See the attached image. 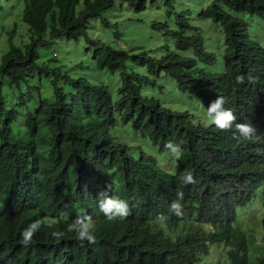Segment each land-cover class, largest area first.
I'll return each instance as SVG.
<instances>
[{
  "label": "trees",
  "instance_id": "trees-1",
  "mask_svg": "<svg viewBox=\"0 0 264 264\" xmlns=\"http://www.w3.org/2000/svg\"><path fill=\"white\" fill-rule=\"evenodd\" d=\"M6 1L22 7L28 41L21 47L10 44L0 60V192L11 182L26 181L30 188L24 212L39 225L25 245L6 232L7 213L0 212V237L4 234L10 247L31 264H264V256L256 263L250 260L244 220L264 189V123L258 126L264 111V39L259 37L262 32L249 29L247 20L231 18L243 14L264 24V0H207L210 5L195 16L220 24L219 55L212 47L205 51L208 40L192 23L194 15L185 11V0H159L170 24L152 28L163 29V36L173 41L159 56L145 51L129 56L88 39L94 69L118 79L112 94L103 82L69 79L60 67L40 63L38 51L54 40L87 38L88 23L100 19L114 0ZM117 1L142 12L157 0ZM140 69L147 73L141 75ZM158 72L205 109L223 97L224 106L245 120L233 113L237 124L255 127L253 145L235 149L239 142L227 135L218 146L209 129L189 134L170 127L169 118L159 114L157 100L146 94L155 86L149 77L156 78ZM249 92L256 98H247ZM76 114L84 124L75 123ZM90 118L98 124L89 125ZM146 120L155 121L151 132L161 140L156 144L182 148L174 176L163 172L158 177L164 192L180 204L179 215L165 206L163 217L141 228L134 239L122 241L103 231L104 215L83 210L82 199L90 197L79 195L80 185L88 183L85 190L96 193L94 198L101 193L124 197L136 191L124 176L133 183L156 182L153 161H141L113 143L118 121L134 126ZM27 171L36 174L28 176ZM176 178L183 190L179 196L190 201H177ZM77 218L90 225L92 242L77 238ZM259 245L264 251V216Z\"/></svg>",
  "mask_w": 264,
  "mask_h": 264
},
{
  "label": "clouds",
  "instance_id": "clouds-1",
  "mask_svg": "<svg viewBox=\"0 0 264 264\" xmlns=\"http://www.w3.org/2000/svg\"><path fill=\"white\" fill-rule=\"evenodd\" d=\"M209 5L210 3L207 0H204L195 15H198L201 9H205ZM185 11L189 10L185 9ZM186 14L188 15V12H186ZM194 17H196V20L199 23L207 24L210 27L209 33L205 34V37L208 40V46L204 47L205 51H209L212 47L215 54L219 55L220 51L218 50V48L222 45L223 38L220 24L213 23L210 20H199L200 18H198L197 16ZM250 17L251 16L248 17L243 14L236 15L234 13L231 16V18L242 21L243 23H245L244 20H247L246 23L249 25V29L253 30L254 27L252 26L251 22L253 20H258L261 22L262 20L256 19L255 17ZM102 21L106 22L104 20ZM256 29L259 32H262V35L264 36V26H260ZM213 34H215V40L209 37ZM169 39L172 41L171 38ZM140 52L144 51L139 50L138 52H128V55H137ZM184 55H188V52L184 53ZM139 72H141V75L147 73L145 69H140ZM236 73L237 75L241 76L242 72L239 71ZM168 78V76L159 73V76H157L156 78L149 77V80L155 82V85L161 84V90L165 88L166 84H168ZM162 79L165 80V84L161 82ZM237 79L239 80V77ZM152 86L155 87L154 85ZM176 90L178 91L177 88ZM64 91L67 93L66 100L68 103L70 100L68 89L64 87ZM69 92L73 94L72 88H69ZM178 92L180 94H184L180 91ZM146 94L149 98L152 97L157 100V108L159 110V114L161 117L169 118L170 127L180 128L189 134H194L209 129L211 130L213 140L218 144V146L220 145L222 139L227 135L231 136L234 141L239 142L236 144L235 149H242V145L245 143H251L253 145L252 140L254 132L256 131L255 127H253L250 122H247L248 124H237L234 121L235 117L233 115V113L236 112L231 108H227L224 106L223 97L217 96L215 99H213V101L209 103L208 108L205 109L199 100L191 97L189 94H184L189 96L193 104L198 103L201 107L200 109L194 105L193 109L189 110L178 108L169 109L161 105L158 98L150 95L148 90L146 91ZM247 98L256 97L251 92H249L247 94ZM198 110H201L205 113L208 123H205L204 121L196 118L195 112ZM260 111L261 117L259 119L258 126L264 123V111ZM184 115H186L187 120L193 126H188L186 124ZM239 117L242 119V121H245L241 116ZM94 119L96 118H90V120ZM117 119H119V116ZM153 122L155 121L146 120L134 126H132L131 124H125L124 126L123 123L118 121L116 132L113 134V143L125 149H129L130 153L133 156L138 157L141 161H153L158 168L156 171V182H145L140 184L133 183L128 176H124L123 179L126 180L132 188L136 189L135 192H127V195L124 197L113 193H101L94 198L96 193L85 190V186L88 183L80 185L82 190L79 195L82 197H90L89 200L82 199L83 203L86 202V204L83 205V210L91 213L92 215H104L107 219L102 221L103 231L115 236L122 241H130L134 239L136 233L141 228L146 227L152 221L157 220L159 217H163L164 214L162 211L165 206L170 207L173 210L175 209L177 211V215H179L180 204L178 202H173L172 197L168 196L164 192V183L159 181L158 177L163 172L168 173V175L171 177L174 176L177 167V160L179 155H181L182 153V148L178 144H176V146H172L171 144L167 146L164 143H159L160 145L156 144L161 140L154 138L151 132ZM89 125L96 126L90 123ZM232 157L237 159V156L234 153H232ZM134 167L138 168L139 166L134 165ZM35 174V172L27 171L28 176ZM185 179L187 180L189 178L186 177ZM29 188L30 185L26 181L22 183L11 182L0 192V212L7 213L8 218L6 232H11L14 236L21 238L22 244L25 245L30 242L33 232L39 225V221H35L32 223L33 217L27 215L24 212V205L26 203H29V199L27 196V191ZM173 190L175 191L176 199H178L177 201H190L188 196H179L181 192H183V190L179 188L178 178H176L173 182ZM73 195H76L74 191ZM73 201L75 202V200ZM90 222L93 224L92 220H90ZM73 227L76 230L78 239H86L89 242L93 241L94 236L89 231L90 225L88 223H85L84 220H82L81 218H77ZM0 264L31 263L23 258V256L19 252L13 250L10 247L8 239L3 234L0 237Z\"/></svg>",
  "mask_w": 264,
  "mask_h": 264
},
{
  "label": "rangeland",
  "instance_id": "rangeland-1",
  "mask_svg": "<svg viewBox=\"0 0 264 264\" xmlns=\"http://www.w3.org/2000/svg\"><path fill=\"white\" fill-rule=\"evenodd\" d=\"M203 1L185 0V3L182 4H184L185 9L190 11V16H195ZM21 9L22 7L14 5L13 1L1 0L0 60L10 44L21 47L28 41L27 26L21 20ZM102 20L106 21L108 25H105ZM166 21L170 24V21L165 17L162 3L159 0L153 3L148 2L146 9L142 12H136L134 8L114 0L113 7L105 11L100 19H94L88 23L86 28L87 38L77 41L54 40L48 46L39 49V62L50 68L60 67L61 71L67 72L69 79L77 80L79 77H85L89 82L96 84L103 82L108 87V93L112 94L114 83L118 79L116 76L112 77L107 70L98 72L94 69L91 63L93 47L87 44V40H98L113 49H121L126 52H137L139 49L149 52L151 55L159 56L163 47L168 46L171 49L173 42L163 36V29L152 27L154 24L162 25ZM192 23L204 35L209 33L210 27L207 24L199 23L196 17H193ZM251 24L254 28L264 26L258 20H253ZM116 34H118L117 37ZM209 37L215 40V34ZM261 37L264 39L263 35ZM161 82L165 84L164 79ZM32 83L37 84L36 82ZM58 84H61V81ZM160 86L162 85L157 84L155 87L150 85L149 93L157 97L161 105L169 109L189 110L193 109L195 105L201 109L198 103L193 104L191 102L188 95L180 94L171 79L168 78V84L165 85V88L160 90ZM195 116L197 119L208 123L205 113L201 110L196 111ZM74 121L77 125L84 123L77 114ZM89 123L97 125L98 121L94 119L90 120ZM259 195L250 205V212H246L244 217V220H247V240L252 263H256L257 258L264 256L263 245H259V241L261 243L260 223L262 216H264V206L262 205L264 202V189Z\"/></svg>",
  "mask_w": 264,
  "mask_h": 264
}]
</instances>
